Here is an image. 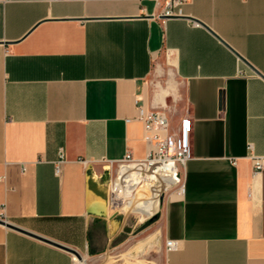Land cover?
Segmentation results:
<instances>
[{"label": "crops", "instance_id": "crops-1", "mask_svg": "<svg viewBox=\"0 0 264 264\" xmlns=\"http://www.w3.org/2000/svg\"><path fill=\"white\" fill-rule=\"evenodd\" d=\"M160 10L0 0V207L24 231L0 225V264H80L71 251L85 263L113 251L264 264V171L250 159L264 156V0H189L166 20ZM141 109L173 127L188 116L192 158L183 191L145 192L134 217L109 196L122 159L153 148ZM104 201L107 216L89 212Z\"/></svg>", "mask_w": 264, "mask_h": 264}, {"label": "built area", "instance_id": "built-area-1", "mask_svg": "<svg viewBox=\"0 0 264 264\" xmlns=\"http://www.w3.org/2000/svg\"><path fill=\"white\" fill-rule=\"evenodd\" d=\"M149 1L160 6L158 18L161 20L183 17L184 6L189 2V0ZM140 119L144 122L146 131L151 133L147 140L153 143V148L144 160H136L128 153L119 163L118 171L111 183L109 203L114 209L124 213L123 205L130 201L135 191L133 188L141 187L146 181L159 184L161 181L173 180L174 188L182 192L183 169L192 158V123L188 116L182 118L177 127L172 126L170 117L163 110L146 113L141 109ZM250 159L255 171H264V156L252 155ZM61 164L62 162L56 164L57 175L61 174ZM167 191L169 189L164 190L160 196ZM0 219L5 221L3 207H0ZM166 248L168 251L174 249L175 243L167 241Z\"/></svg>", "mask_w": 264, "mask_h": 264}, {"label": "rangeland", "instance_id": "rangeland-1", "mask_svg": "<svg viewBox=\"0 0 264 264\" xmlns=\"http://www.w3.org/2000/svg\"><path fill=\"white\" fill-rule=\"evenodd\" d=\"M183 110V104H179L177 107V110ZM158 206L160 204V197L159 200L157 201ZM126 213V212H125ZM126 214H130V212L126 213ZM134 217L136 215L132 214ZM138 217V216H137ZM138 219H140L138 217ZM152 254V253H151ZM149 252L147 253H141V254H137L135 256H131L128 253H123V254H117L113 251H111L110 253H107L106 255H103L101 257L98 258H94V259H88L85 260L87 264H154L153 261V255H151ZM77 260V259H76Z\"/></svg>", "mask_w": 264, "mask_h": 264}, {"label": "bare ground", "instance_id": "bare-ground-1", "mask_svg": "<svg viewBox=\"0 0 264 264\" xmlns=\"http://www.w3.org/2000/svg\"><path fill=\"white\" fill-rule=\"evenodd\" d=\"M174 184L175 183L173 182V180L161 181L159 184L154 181H146L141 187L133 188V190L135 191L132 193L130 201L123 205V210L134 212L138 199L143 198L145 196V192L148 194V196L151 197L154 195L155 192H160L161 195L164 190L174 188ZM78 261H80V264H86L82 260Z\"/></svg>", "mask_w": 264, "mask_h": 264}, {"label": "water", "instance_id": "water-1", "mask_svg": "<svg viewBox=\"0 0 264 264\" xmlns=\"http://www.w3.org/2000/svg\"><path fill=\"white\" fill-rule=\"evenodd\" d=\"M243 61H245L242 57H240ZM246 62V61H245ZM248 64V63H247ZM249 65V64H248ZM250 67H251V65H249ZM256 73H258V71H256L253 67H251ZM259 74V73H258ZM90 213H94L95 215H98V216H102V217H104V216H107V213H108V206H107V202L106 201H104L101 205H100V207L97 209V210H90L89 211ZM0 225H2V226H5V227H7V228H9V229H14V230H18V231H20V232H24L23 230H21V229H19V228H17V227H15V226H13V225H11V224H9V223H7L6 221H4V220H1L0 219ZM74 255H75V257L78 259V260H83L82 259V257L78 254V253H76L75 251H71Z\"/></svg>", "mask_w": 264, "mask_h": 264}]
</instances>
